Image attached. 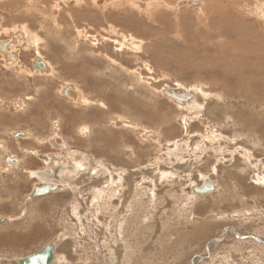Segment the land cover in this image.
<instances>
[{
    "label": "rangeland",
    "instance_id": "374dc122",
    "mask_svg": "<svg viewBox=\"0 0 264 264\" xmlns=\"http://www.w3.org/2000/svg\"><path fill=\"white\" fill-rule=\"evenodd\" d=\"M21 1L17 5H13V1L0 0V41L5 39V30L14 29V27L25 28L29 40L33 37L39 39L38 53L47 65H50V70L55 71V74L52 71L49 76H44L38 74L37 71L30 70L32 76L28 75L29 79L26 76L21 77L15 73L17 72L15 67L3 68L0 57V84L2 86L0 88H3L4 92L0 90L7 96L5 100L0 96V100L4 101L0 104L2 106L0 114L3 112L5 116L0 121L3 123L0 125V135L5 136L3 139L7 141V144L9 142L12 144V146H6L7 150L0 147V151L3 150L0 153V219L4 220L0 224V264H16L17 258L35 253L53 240L59 241L55 248L57 257L55 264H264V87L258 88L257 83L246 80L242 71L246 65L245 59L240 60L242 66H237L239 70L234 66L230 68L228 74L225 73L226 65L222 63L217 65L214 70L199 68V71H196V68H193L200 59L215 52H218V57L224 61H234V56L236 58L238 53L233 52V55L229 50L220 47L230 45L225 39L220 40L222 35L219 36V39L217 37L218 45L215 44L214 36L206 37L210 49L208 55H200L198 52L199 40L194 42L184 41L182 38L179 40L181 34L176 31L175 22L183 14L181 19L184 18L189 30L195 20L191 14L195 15L200 7L198 9L177 5L175 7L172 2L168 5L169 2L166 0H162V3L156 5L158 10L166 13L167 18L172 19V25L171 29L168 28L170 31L164 29L165 35L161 33L163 38L159 37L161 39L157 42L158 45L155 49L149 48L150 45L147 43L149 40L145 39L139 30H133L136 25L132 23V26L128 23L120 24L122 14L118 9L110 15V17L117 16L116 20L104 22L99 16L93 22L88 18L81 22L77 21L76 28L79 25L77 28L79 32L86 29L84 35L86 33L89 36L88 41L94 42L95 45L92 47L90 44L80 43L81 45L76 46H82V48L92 50L99 55L103 52L101 56L110 53L113 55V59L121 65L122 68L113 67L114 69L118 68L119 75L116 76L115 71H111L115 76V80L112 82L109 81V74L104 69L108 64L107 61L100 59L101 63H95L87 60L89 58L86 53L81 54V57L85 56L84 58L68 60L70 56L66 46L74 49L71 36L79 38L74 41L83 42L84 40L81 39V35H83L81 32L80 37H75V30L72 29L74 25L67 20L65 15L61 16L69 27L61 22L62 33L54 30V35H46L38 27V24L43 21L40 20L41 17L38 13H48L43 5H48L49 9L55 12L63 7V10L69 9V6L75 7L74 3L68 7L66 5L59 7L54 0H40L39 9H33L37 14L32 12L30 16L26 17L23 12L21 15L15 11H21L22 9L19 7L27 4L29 0ZM87 1L91 3L92 8L88 10L97 14L100 10L93 5L95 0ZM77 8L79 7H75V9ZM241 9L242 13L248 10L247 8ZM119 10L123 11V16L126 18L144 19L145 17V23L150 28L149 22L146 21L145 7L131 9L124 6ZM253 10H255L253 11L255 12L253 14L255 22H258L261 17L256 14L254 7ZM24 16L25 19L22 18ZM187 17H190L189 21L186 20ZM169 18L168 21L163 20V25L166 28L169 26L167 23ZM114 21H117L116 24ZM107 22L120 31L115 34L111 32V37L116 36L113 38L118 42L123 41L124 38L126 40L131 38L132 41L135 39L133 41V43L136 41L135 44L131 45L134 47L138 45L136 46L137 51L136 49L128 51L125 40L122 44H117L118 46L113 42L107 43L104 50L100 38H105L104 34L110 35V33L102 31L107 28L105 26ZM196 25L198 26V24ZM161 27L163 26L161 25ZM204 27L201 26L200 32L206 34L208 30ZM94 29L97 32H94ZM208 29H210L209 26ZM262 29L264 30V28ZM174 32L178 35H175ZM167 33L171 36L169 37ZM175 36L178 39H175ZM60 37L64 39H60ZM67 37H69L68 45H65ZM154 39L151 40V43L156 42ZM63 40H65V44H63ZM132 41L130 42L132 43ZM42 45L43 47H41ZM46 45L48 46L46 47ZM124 48L127 51H124ZM44 50L53 53H51L52 61L54 58L58 62L60 60L62 64H67L66 67L79 65V62H83L81 60H87V63L99 67L102 77L97 78L106 83L111 82V90H113L109 93L111 95L107 96L108 94H104L100 88L94 90L87 83L83 87L74 83L72 80L74 74L71 71L66 74L61 71L58 74L60 66L57 64L55 67L56 64L46 60ZM112 50H115V54ZM220 50H224V52L221 53ZM77 52L81 53V50ZM151 53L154 54L153 57ZM23 54H27V59H24ZM23 54V62L26 64H29L33 57H37L35 56L37 52L36 54L23 52ZM181 59L185 63L182 64ZM207 59L203 61L206 64H208ZM176 61L181 64V67L175 65ZM145 67L150 68L151 72L145 71ZM238 73L242 74L244 80L249 84L245 81L243 84L237 77H232ZM9 75L14 79H8ZM91 75L89 74V76ZM41 76L47 78L43 83ZM137 77H141V81L133 83ZM199 77L200 79H198ZM6 81L12 82L10 88L5 85ZM13 83L16 84V87H13ZM47 83L51 86L47 87L53 98L59 103H63L66 110L61 107L59 110L57 107L52 108L54 112L41 109L43 98L38 87L47 85ZM119 83L124 84V87L122 88ZM67 84H72L82 91L87 97L88 103L104 98L106 105L111 108L112 119H108L102 111L100 113V110H97L95 106L87 107L85 104L80 105L79 109L76 105L65 101L59 90ZM134 84L139 87H134ZM154 86L156 87L154 88ZM165 87L194 90L200 88L202 92L203 90L207 91V95H214L206 99L208 101L206 106L201 103L205 100L204 97L195 96L192 102L187 103V106L180 107L160 92ZM216 93L219 94L218 98H215ZM106 97L107 99H105ZM25 98L27 99L25 111L21 113L18 110L10 109L12 101L19 99L25 101ZM29 98L35 99L28 101ZM60 106L62 105L60 104ZM153 108H156L155 112L152 110ZM56 113H60L61 119L63 117L64 120L60 122L59 118L55 116ZM26 114L34 115L36 118L33 121L37 122H33L32 119L27 122L25 119L17 126L8 125V122L12 120L11 117L16 116L17 118L20 115L24 119ZM102 114H104L103 122L101 120L100 124L94 122L95 127L92 129L91 138L84 135L85 131L77 132V128L83 122L90 125L89 122L92 119H100L96 115L102 116ZM76 118H79L80 121L72 123V119ZM51 125L58 128V132L52 137L55 136L57 139L68 142L78 151L74 155L86 154L88 158H92L90 162L93 165L99 164L106 168L105 164L108 163L114 166L120 174L121 171L126 173L122 174L121 179H116L115 186L108 182L104 183L108 188L103 190V180H101L102 183L96 182L108 178L107 173L109 172L90 175L80 171L77 176H67L66 187L64 186L65 188L63 187L61 191H52L53 193H48L41 198H35L37 195H32L30 192L37 181L31 172H38L41 169V161L30 152L33 150L32 148L22 149L29 141L17 143V138L12 139L9 134L11 131L22 129L30 130L33 133L39 131L40 135L46 136L42 139L47 140L51 133ZM43 129L45 131L41 132ZM136 129L154 133V138L149 137L146 140L143 134L134 132ZM29 133L28 136H30ZM49 139L51 138L48 137ZM48 140L45 143L52 146ZM36 141L38 144L41 142L39 136ZM89 141L93 146L95 145L93 148H89ZM231 141L233 143H230ZM29 144L36 146L33 143ZM47 146H44L41 152L39 150L32 152L36 155H44L47 153ZM244 148H248V153H242L241 149ZM101 149L103 153H101ZM170 152L174 155L171 156ZM7 156L18 157L20 161L12 166L13 164L4 161ZM79 156H76L75 159L80 160ZM99 159L101 160L97 163ZM93 161L97 162L93 163ZM27 162L30 167H27ZM88 164L90 163L87 162L86 166ZM202 177L213 181L214 186L216 184L217 186L206 194H196L194 189L196 186L202 185ZM223 189L227 191L225 192Z\"/></svg>",
    "mask_w": 264,
    "mask_h": 264
},
{
    "label": "bare ground",
    "instance_id": "6f19581e",
    "mask_svg": "<svg viewBox=\"0 0 264 264\" xmlns=\"http://www.w3.org/2000/svg\"><path fill=\"white\" fill-rule=\"evenodd\" d=\"M6 1H13V5H17L19 2H20V0H4V2H6ZM24 0H22L21 2H23ZM91 2H92V0H90ZM162 0H140V1H138V0H95V1H93V5L95 6V7H98V9L100 10L97 14H93L92 13V10H91V12H90V10H88V9H90L91 8V3H88V1L87 0H54V2L56 3V5H58L59 7H62V6H64V5H66L67 7H68V5H71V4H75V7H79V8H77V9H75V7L74 6H69L70 8L68 9H65V10H63V8H61V10H59V11H51L50 9H49V6L48 5H43L44 6V9H45V11H47L48 10V13H38V15H39V17H41V19L40 20H43L42 21V23H40V24H38L39 26V29L42 31V32H44L46 35H48V34H53L54 35V33H53V31L55 30L56 32H58V33H60L61 31H62V27L63 26H61L62 25V23L61 22H63V23H65L67 26H68V24L63 20V16H61V15H65L66 16V18H67V20H69L70 21V23L71 24H73L74 26H73V30H75V32H74V34H75V37H77V36H79L80 37V35H81V33H83V35H81V39L82 40H84L83 42H78V41H74V39H79L78 37L77 38H73L72 36H71V41L74 43L73 44V48L75 49V50H77V51H80L81 50V53H79V52H77V51H75L74 49H70V47L69 46H66V48H67V50H69V56H70V58L68 59L69 61L70 60H77V59H80V58H84V57H81V54H85L86 53V55H87V57L89 58V59H87V60H90V61H94L95 63H101V60L100 59H103V60H105V61H107L106 63H108L107 64V66H106V68H104L105 69V71H106V73H108L109 74V81H114L115 79H114V77L115 76H113V74L111 73V71H115L114 73H115V75L116 76H118L119 74H118V68H122L121 67V65L119 64V62H117V61H115L113 58V55L112 54H110V53H108V55H105L104 54V56H101L102 54H103V52H102V54L101 55H99V54H96V52H93L92 50H88V49H84V48H82V46H76V45H81L82 43L83 44H85V45H88V44H90L92 47H93V45H95V43L94 42H89L88 40H89V36L85 33V35H84V32L86 31V29H85V31H83V32H79V29H77L78 27H79V25H78V27L76 28V22L77 21H84V19L85 18H88V20H90V21H96L97 20V18L100 16L101 17V19L104 21V22H106V20L108 21V20H111L112 21V19L113 20H116V17L115 16H112V17H110V15L111 14H113L114 13V11L115 10H117L118 9V11L120 12V14H122V17H121V19H120V24H123V25H125V23H128L129 25H131V23L133 24V25H136V27H135V29H133V30H139L141 33H142V36L145 38V39H147V40H149V42H147L149 45V48H152V49H155V47H157V45H158V43L157 42H159V39H161V38H159V37H162V35H161V33L163 34L164 33V29H165V31L166 30H169V29H171V25H172V19L171 18H169V22H167V23H169V26H167V28L166 27H164V21H168V18H167V16H166V13L164 12V11H162V10H158V8H157V6H158V4L159 3H162L161 2ZM166 1H168L169 2V4L168 5H170V3L172 2L173 3V5L175 4V7H176V5L177 6H183V7H187V8H192V7H194V8H192V9H198L199 7H200V10L199 11H197V12H195V15L194 14H191V15H193L194 17H195V20L193 21V24H191V20H190V29L188 30V24L186 23V21H184L183 19H181L182 17H183V14H181L180 15V19L177 21V19H176V21L177 22H175L176 23V31L178 32V33H180L181 34V36H179V40H180V38H182V40H191L192 42H194V41H197V40H199V42H200V48H199V50H198V52L200 53V55H208L209 53H208V50H210L209 49V42H208V40H207V38L206 37H208V36H214L215 38H216V41H215V44L216 45H218L219 44V41H217V37H218V39H219V36H221L222 35V37H220V40L221 39H225L226 41H228L229 43H230V45L229 46H220V47H222V49H226V50H229L233 55H234V53L233 52H238L237 53V56H236V58H235V56H234V61H232V60H230V61H224V60H220V58L218 57L219 56V53L218 52H215V53H213V54H211V55H208V57L209 56H211V58H208V57H204V58H202V59H200L198 62H196V65L193 67V68H196V71H199V68L200 69H202V70H214V69H216L217 68V65H220V63H222V64H225L226 65V69H225V73L226 74H228L229 72V70H230V68H232V67H234V66H236V68L239 70V68L237 67L238 65L239 66H242V63L240 62V60L241 59H245V63H246V65H245V68L242 70L243 72H244V74H245V78H246V80H248V81H250L251 83H253V82H255V83H257V85H258V88H260V86H262V87H264V30L262 29V28H264V5H263V3H264V0H178L176 3H175V1L176 0H166ZM191 1H194V2H196L197 3V5L196 6H190V2ZM105 4V5H104ZM104 5V6H103ZM157 5V6H156ZM102 6V7H101ZM124 6H127V7H130L131 9H133V8H135V9H137V8H139V7H145L146 8V11H145V13L147 14V20L146 21H148L149 22V24H150V28L146 25V23H145V17H144V19L142 18V19H139V17L138 18H126V16H123V11H121V10H119V9H121V8H123ZM10 7V6H9ZM39 7H40V0H29L28 1V3L27 4H23L22 6H20L19 7V9H22L20 12L18 11V10H15V11H17L19 14H21L22 15V13L21 12H23L24 13V15L26 16V17H28V16H30V14L32 13V12H35V11H33V9H39ZM72 7H74V8H72ZM137 7V8H136ZM168 7V6H167ZM253 7H254V9H256V14L257 15H259L261 18L258 20V22H255V16L253 15V14H255V12H253V11H255V10H253ZM169 8V7H168ZM186 8V9H187ZM241 8H247L248 10L246 11V12H244V13H242V9ZM30 9H32V10H30ZM92 9V8H91ZM241 9V10H240ZM13 10H14V8H13ZM166 10V9H165ZM169 10H171V9H169ZM168 10V11H169ZM173 11V10H172ZM12 12V11H11ZM59 13L60 12V14H57V13ZM36 14H37V12H35ZM139 13V12H138ZM144 13V12H143ZM170 13V12H169ZM191 13H193V12H191ZM249 13V14H248ZM57 14V15H56ZM118 14V13H117ZM145 14V15H146ZM187 14V13H186ZM189 14V13H188ZM187 14V15H188ZM44 15V16H43ZM139 15V14H138ZM141 15H142V13H141ZM172 15V14H171ZM190 15V14H189ZM13 16V15H12ZM25 16L24 17H22L23 19H25ZM173 16H174V14H173ZM172 16V17H173ZM19 17V16H18ZM171 17V16H170ZM31 18V17H30ZM37 18V17H36ZM57 18V19H56ZM62 18V19H61ZM190 18V17H189ZM189 18L187 17L186 18V20L187 21H189ZM165 19V20H164ZM87 20V19H86ZM87 20V21H88ZM164 20V21H163ZM33 22V21H32ZM115 22V21H114ZM117 22V21H116ZM116 22H115V24H116ZM39 23V22H38ZM60 23H61V25H60ZM87 23V22H86ZM103 23V22H102ZM110 23V22H109ZM119 23V22H118ZM70 24V25H71ZM165 24H166V22H165ZM174 24V23H173ZM196 24H198V26L196 25ZM208 24V26L210 27V29H208V26H205V25H207ZM19 25V24H18ZM127 25V24H126ZM152 25H154V27H152ZM161 25L163 26V27H161ZM167 25V24H166ZM193 25H196V26H194L193 27ZM82 26V25H81ZM93 26V25H92ZM107 28V30L106 29H103L102 31L103 32H105V33H110V37L108 36V34L106 35V34H104L105 35V38L107 39H105L104 37H102V38H100L101 39V41H102V46H103V48H104V50H105V45H107V43H116V46H118L120 43L122 44V42L125 40V45L126 46H128V48H127V50L129 51V49H136V46H138V45H136L135 47L134 46H132L133 44H135V42L133 43V41L135 40H133L132 41V39L131 38H129V40L130 41H132V43L127 39H125L124 38V40L123 41H121V42H118L115 38H113V37H116V36H113V37H111V32H114V34H115V32H117V31H119V30H117L115 27H113L112 26V24L110 25V24H108V22L106 23V25H105ZM132 26V25H131ZM201 26H205L204 28L205 29H207L208 30V32L206 33V34H204V33H202V32H200V29H201ZM18 27V26H17ZM69 27V26H68ZM83 27V26H82ZM88 27V26H87ZM102 27V26H101ZM13 28V27H12ZM81 28V27H80ZM124 28H126V27H124ZM169 28V29H168ZM175 28V27H174ZM92 29V28H91ZM91 29H89V30H91ZM173 29V28H172ZM77 30V31H76ZM81 30V29H80ZM95 30V29H94ZM188 30V31H187ZM25 31H27L25 28H21V27H18V28H15L14 27V29H8V30H5V36H6V40H9L11 37H9V36H11V34H13V33H15V32H19V33H21V37H19V39H15V43L14 44H12V45H10L9 46V48H13V47H19V48H22V45L23 44H26V45H28V46H30V48H29V50H27V51H25V52H28V51H31V52H33V53H35L36 54V52H37V54L35 55V56H37L36 58H39L40 57V55H38V45H39V39L38 38H32L31 40H30V42L28 43L27 42V40H28V34L25 32ZM93 31V30H92ZM170 31V30H169ZM173 31V30H172ZM171 31V32H172ZM33 32H36V31H33ZM72 32V31H71ZM94 32H97L96 30L94 31ZM120 32V31H119ZM168 32V31H167ZM171 32H170V34H171ZM62 33V32H61ZM73 33V32H72ZM128 33V32H127ZM126 33V34H127ZM136 33V32H135ZM93 34V33H92ZM117 34V33H116ZM168 34V33H167ZM166 34V35H167ZM174 34H175V32H174ZM177 34V33H176ZM175 34V35H176ZM61 35V34H60ZM90 35V34H89ZM97 35V34H96ZM129 35V34H128ZM131 35V34H130ZM164 35H165V33H164ZM178 35V34H177ZM117 36H118V34H117ZM132 36V35H131ZM168 36H169V34H168ZM171 36V35H170ZM169 36V37H170ZM108 37H109V39H108ZM172 37H174V36H172ZM176 38L175 39H178L177 38V36H175ZM224 37V38H223ZM29 38H31V36L29 35ZM69 37H67V38H65L66 39V42H65V40H63V44H65V45H68V42H67V39H68ZM93 38V37H92ZM117 38H119V37H117ZM155 38V39H154ZM163 38V37H162ZM60 39H64V38H62V37H60ZM116 41H115V40ZM139 39V38H138ZM156 40V42L155 43H151V40ZM158 39V40H157ZM5 40V41H6ZM55 40V39H54ZM81 40V41H82ZM92 40V39H91ZM93 40H95V39H93ZM146 40V41H147ZM4 41V40H3ZM61 42L60 43H62V40H60ZM99 41V40H98ZM126 41H128V42H126ZM2 41H0V43H1ZM65 42V43H64ZM69 42H70V40H69ZM71 42V43H72ZM170 42V41H169ZM81 43V44H80ZM144 43V42H143ZM223 43H226V42H224L223 41ZM98 44V43H97ZM118 44V45H117ZM132 44V45H131ZM136 44H140V43H136ZM220 44H221V41H220ZM113 45H115V44H113ZM228 45V44H227ZM48 45H46V47H47ZM173 46V45H172ZM41 47H43V45L41 46ZM45 47V48H46ZM81 47V48H80ZM170 47V46H169ZM40 48V47H39ZM54 48V47H53ZM102 48V49H103ZM107 48V47H106ZM114 48V47H113ZM98 49H100L99 47H98ZM116 49V48H115ZM120 49V48H119ZM94 50V49H93ZM108 50V49H107ZM117 50H118V48H117ZM125 48H124V51H127ZM139 50V49H138ZM10 51H13V49H10ZM56 51V50H55ZM54 51V52H55ZM103 51V50H102ZM113 51V50H112ZM115 51V50H114ZM113 51V53L115 54V52ZM136 51H137V49H136ZM153 51V50H152ZM14 52L15 53H17V50H14L12 53H8V54H6V57L7 58H10V57H13V56H15V54H14ZM40 52V51H39ZM45 52H46V54H45ZM58 52V51H57ZM56 52V53H57ZM101 52V51H100ZM111 52V51H110ZM131 52V51H130ZM220 52L221 53H223L224 52V50H220ZM52 53V52H51ZM50 52H47L46 50H44V57L46 58V60H48V61H51L54 65H55V67L57 66V64L60 66V70L58 71V68H56V70L59 72L58 74H60L61 73V71H64L65 72V74H66V72H70L71 71V73H73L74 74V76L72 77L73 79V82L75 83H78V84H80L81 85V87H83L84 86V84H88V85H90L91 86V88L92 89H94V90H98V89H96V88H100L101 89V91L104 93V94H108L107 96H110L111 94H109V93H111V91H113V90H111V88H112V85H111V82H103V81H101V80H99L97 77H99V78H101L102 77V71H100V69H99V67H95L94 65H91V64H89V63H87L86 61H84V60H81V61H83V62H79L78 64L79 65H75V66H67L66 67V65H64V64H62V62L59 60V62L54 58L53 59V61H52V54H51ZM99 53V52H98ZM119 53V52H118ZM133 53V52H132ZM156 53H157V51H156ZM64 55V54H63ZM153 55L154 54H152L151 53V56L153 57ZM42 56H43V54H42ZM54 56H56V55H54ZM157 56V55H156ZM0 57H1V59H3V68H12V67H16V68H18L20 71H21V73L23 72L22 70L24 69V68H22V66H20V68L18 67V64H16L15 62L13 63H6V58L4 57V55H2L1 53H0ZM23 57H24V59H27V54H23ZM151 57V58H152ZM181 57V56H180ZM186 57V56H185ZM185 57H183L184 59H185ZM150 58V60H152ZM177 58V57H176ZM208 58V59H207ZM43 58L42 57H40L39 58V60H42ZM149 59V58H148ZM207 59V63L208 64H206L205 62H203V61H205ZM182 60V59H181ZM142 61V60H141ZM149 61V60H148ZM188 61V60H187ZM197 61V60H196ZM42 62H44L43 60H42ZM183 62H184V60H182V64H183ZM189 62V61H188ZM45 63V62H44ZM157 63V62H156ZM169 63V62H168ZM185 63V62H184ZM190 63V62H189ZM192 64L194 63V62H191ZM46 65H47V63H45ZM71 64V63H70ZM73 64V63H72ZM104 64V63H103ZM118 64V65H117ZM162 64V63H161ZM175 65L176 66H180L181 67V64H179L177 61L175 62ZM48 66V65H47ZM118 67V68H116V69H114L113 67ZM167 66V65H166ZM187 66V65H186ZM2 67V66H1ZM69 67V68H68ZM47 68H49V71H47V72H42V71H38L40 74H45V75H48L50 72H51V70H50V67H47ZM54 68V67H53ZM131 68V67H130ZM146 68V70L145 71H147V72H151V70L149 71V69L150 68H148V67H145ZM188 68V67H187ZM190 69V68H189ZM124 70V69H123ZM123 70H121V71H123ZM26 71L28 72V70L26 69ZM37 71V70H36ZM53 71V70H52ZM57 71H56V73H57ZM55 71H53V73H54ZM68 72V73H69ZM124 73H126L125 71H123ZM129 72V71H128ZM146 72V73H147ZM16 74H18V75H20L21 77H23L25 74L24 73H22V74H20L18 71L17 72H15ZM132 73H134V72H132ZM136 73V72H135ZM55 74V73H54ZM89 74H92L91 76H89ZM112 74V75H111ZM128 74V73H127ZM138 74V73H137ZM159 75V74H158ZM58 76V75H57ZM69 76V75H68ZM179 76H181V75H179ZM15 77V76H14ZM153 77V76H152ZM232 77H237L238 78V80H240L243 84H244V81L246 82V80H244V77L242 76V74H240L239 75V73L238 74H236V75H233ZM6 78V77H5ZM41 78H43L42 79V83H43V81H45L47 78L46 77H42L41 76ZM56 78V77H55ZM66 78V77H65ZM138 78L139 77H137L136 79H134L133 80V83H136V82H139V81H141V77L139 78V80H138ZM147 79V78H146ZM198 79H200V77L198 78ZM52 80V79H51ZM65 80V79H64ZM67 80V79H66ZM157 81V80H156ZM212 81V80H211ZM7 82V81H6ZM63 82V81H62ZM67 82V81H66ZM215 82V81H214ZM118 83V82H117ZM150 83V82H149ZM211 83H213V82H211ZM240 83V82H239ZM246 83H248V82H246ZM4 83H2V85H3ZM120 85H121V87L123 88L124 87V84H121V83H119ZM236 84V83H235ZM249 84V83H248ZM5 85H7V87L8 88H10V86L12 85V82L11 83H8L7 82V84H5ZM27 85V84H26ZM142 85H144V84H142ZM0 86H1V84H0ZM4 86V85H3ZM22 86V85H21ZM51 87V86H49L48 85V83H47V85L46 84H44L42 87H38V89L41 91V93H42V98H43V103H42V106H41V109L42 110H44V111H47V110H49V111H53L54 112V110H52V108H56L57 107V109L59 110V108L61 107L63 110H66V108L63 106V103H59L58 102V100L56 101L54 98H53V95H51V93L49 92V90H48V87ZM108 86V87H107ZM126 86V85H125ZM133 86V85H132ZM136 86H138L139 87V85H137V84H134V87H136ZM235 86H237V85H235ZM241 86V85H240ZM248 86V85H247ZM256 86V85H255ZM2 87V86H1ZM6 87V86H5ZM13 87H16V84H14L13 83ZM37 87V86H36ZM85 87H87V86H85ZM127 87V86H126ZM150 87V86H149ZM156 86H154V88H155ZM167 87V86H166ZM203 87V86H202ZM211 87H212V85H211ZM22 88V87H21ZM109 88V89H108ZM177 89H180V87H176ZM1 89V88H0ZM3 89V88H2ZM1 89V90H2ZM67 89H72V90H74V91H76L77 92V90L74 88V87H72V86H68L67 87ZM114 89V88H113ZM207 89V88H206ZM235 89V88H234ZM242 89H243V87H242ZM241 89V90H242ZM0 90V96L5 100L6 98L5 97H7L6 96V93L4 94L2 91ZM6 90H7V88H6ZM19 90H20V88H19ZM23 90V89H22ZM56 90V89H55ZM58 90V89H57ZM63 90V89H62ZM61 90V91H62ZM93 90V91H94ZM184 92H185V94L186 95H190V94H192V96H193V98L191 97V98H188L187 100H185L184 101V103H182V105H179L180 107H185V106H187V103L188 102H192L193 100H194V98H195V96H199V97H204L205 98V100L204 101H202L201 103L204 105V106H206V103L208 102L206 99H208L210 96H212V95H214V94H209V95H207V91H205V90H203V92L201 91V89L199 88V89H197V90H194V89H191V88H185V89H182ZM194 90V91H193ZM239 90V89H238ZM237 90V91H238ZM14 91V90H13ZM53 91V90H52ZM74 91H70L69 92V97L72 99V100H74L75 101V98L77 97V96H75V92ZM89 91H91V90H89ZM257 91V90H256ZM264 91V90H263ZM79 92L82 94V97H83V100L84 101H87L86 100V96L82 93V91H80L79 90ZM156 92V91H155ZM160 92L162 93V90H160ZM11 93V92H10ZM54 93H55V91H54ZM246 93V92H245ZM247 93H248V91H247ZM163 94V93H162ZM221 94V93H220ZM9 95V94H8ZM30 95V94H29ZM55 96H57V94H54ZM77 95H78V99H80V94L79 93H77ZM218 95L219 94H217L216 93V97L215 98H218ZM19 96V95H18ZM25 96V95H24ZM125 96H126V93H125ZM247 96V95H246ZM63 97V96H62ZM249 97V96H248ZM27 98H28V95H27ZM112 98V97H111ZM129 98V97H128ZM9 99V98H8ZM12 99V98H11ZM35 99V98H34ZM33 98H29V100L28 101H33L34 100ZM105 99H107V97L105 98ZM20 101H22V103H23V106H24V109H23V111H25V109H26V102H27V99L25 98V101L23 100V99H19ZM114 100H116V99H114ZM175 104H177L176 103V101H174L173 99H171ZM252 100H254V99H252ZM259 100V99H258ZM3 101V100H2ZM88 102V101H87ZM127 102V101H126ZM3 103H4V101H3ZM20 103V102H19ZM157 103V102H156ZM254 103V102H253ZM21 104V103H20ZM19 104V105H20ZM31 104V103H30ZM60 104L62 105V106H60ZM152 104V103H151ZM258 104V103H257ZM40 105V104H39ZM73 105L75 106L76 105V107H79L80 105H78V104H76L75 102L73 103ZM178 105V104H177ZM260 105V104H259ZM73 106V107H74ZM86 106L87 107H91V106H95V108L97 109V110H100V113H101V111L106 115V117L108 118V119H110L112 116L111 115H113V114H111L110 112H111V108L110 107H108L107 105H106V103H105V101H104V98H102V99H97V100H93L92 101V103L91 102H89V103H87L86 104ZM86 106H84L85 108H86ZM35 107V106H34ZM81 107V106H80ZM80 107H79V109H80ZM72 108V107H71ZM221 108V107H220ZM262 108V107H261ZM1 109V108H0ZM37 109V108H36ZM56 110V109H55ZM152 110H154V112H155V110H156V108H153ZM263 110H264V108H263ZM262 110V111H263ZM80 112V111H79ZM261 112V111H260ZM22 113V112H21ZM32 113V112H31ZM35 113V112H34ZM74 113H76V112H74ZM81 113V112H80ZM233 113V112H232ZM242 113V112H241ZM33 114V113H32ZM78 114V113H77ZM104 114H102V116L101 115H96V116H98L100 119L99 120H94V119H92V121L91 122H89L90 123V125H87V124H85V122H83L85 125H82L81 124V126H79L78 128H77V131H79V129H81V127H83L82 128V130H84L85 131V136L87 135L88 137L87 138H91V133L93 134V132H92V129L95 127V124H94V122H97V123H101V121L103 122V115ZM108 114V115H107ZM111 114V115H110ZM17 115V114H16ZM28 115V114H27ZM80 116H81V114H79ZM86 115V114H85ZM94 115V114H93ZM153 115V114H152ZM250 115V114H249ZM262 115V114H261ZM55 116H57L58 118H59V121L61 122V120H64L63 119V117H62V119H61V116H60V113H56L55 114ZM69 116H71V115H69ZM95 116V115H94ZM247 116H248V114H247ZM28 117L29 116H26V118H24V119H22V117H20V115H18V117L16 118V116L15 117H11V121H7L8 122V125L9 126H12V125H15V126H17L20 122H22V121H24L25 119H28ZM56 117V118H57ZM83 117H84V115H83ZM82 117V118H83ZM90 117H91V115H90ZM264 117V116H263ZM2 118H4V114H3V112H2V114H0V121H2ZM29 118H31V116L29 117ZM36 118V117H35ZM79 118H81V117H79ZM79 118H76V119H72V123H75V121H77V123L80 121L79 120ZM93 118V117H92ZM234 118H235V116H234ZM248 118H249V116H248ZM13 119H16V120H13ZM20 119H22V120H20ZM33 119L34 118H32V121H33ZM97 119V118H96ZM112 119V118H111ZM238 119V118H237ZM260 119H261V117H260ZM264 119V118H263ZM35 120H38V119H35ZM58 120V119H57ZM101 120V121H100ZM107 120V119H106ZM114 120V119H113ZM242 120V119H241ZM58 121V122H59ZM108 121V120H107ZM120 121V120H119ZM18 122V123H17ZM33 122H37V121H33ZM57 122V121H56ZM129 122V121H128ZM27 123V122H26ZM99 123V124H100ZM114 123V122H113ZM119 123V122H118ZM24 124V123H23ZM122 124V123H121ZM203 124V123H202ZM201 124V125H202ZM0 125H3V123H0ZM107 125V124H106ZM114 125V124H113ZM24 126V125H23ZM26 126V125H25ZM77 126V125H76ZM96 126H97V124H96ZM117 127H118V125H116ZM171 126V125H170ZM21 127V126H20ZM52 127H53V125H52ZM27 128V127H26ZM118 128H120V127H118ZM116 129V128H115ZM89 130V131H88ZM159 130V129H158ZM58 132V130L56 129H53L52 128V130H51V133L49 134L50 136H48V137H52V135L53 134H55V133H57ZM134 132H137V133H139V134H143L144 135V137H145V139H148L149 137H153V134L154 133H151V132H144V130H142V129H136V130H134ZM155 132V131H154ZM157 132V131H156ZM162 132V131H161ZM87 133V134H86ZM30 134V136H28V139H30V140H32V142H36V143H38L37 141H36V138H38V134L37 133H33V132H30L29 133ZM97 134V133H96ZM95 134V135H96ZM164 134V133H163ZM32 135H34L33 137H32ZM155 135V134H154ZM157 135V134H156ZM60 136V135H59ZM99 136V135H98ZM161 136V135H160ZM86 138V139H87ZM154 138V137H153ZM162 138V137H161ZM167 138V137H166ZM85 140V139H84ZM28 141V140H27ZM45 141H47V140H44V142ZM60 141V140H59ZM234 141V140H233ZM233 141H231L230 143H233ZM44 142H42V143H44ZM3 143V144H2ZM18 143V142H17ZM56 143H58V142H56ZM10 145V144H9ZM63 145H65L66 146V150H68V149H71V146L68 144V142H63ZM97 145V144H96ZM123 145V144H122ZM7 143H5L4 141H2L1 140V142H0V147H3L4 148V150L6 149L7 150ZM11 146V145H10ZM19 146V145H18ZM22 146V145H21ZM95 146V145H94ZM92 144H91V142L89 141V148H93L94 147ZM113 146V145H112ZM174 146V145H173ZM243 146V145H242ZM33 147L34 146H32L31 144H29V143H27V144H25V146L22 148V149H29V148H32L33 149ZM2 148V149H3ZM1 149V148H0ZM18 149V148H17ZM10 150V149H9ZM13 150V149H12ZM102 150V149H101ZM101 150H99V152H101ZM171 150V149H170ZM169 150V151H170ZM14 151V150H13ZM18 151H20V150H18ZM241 151H243L242 153H248V148L246 149V148H244L243 150L241 149ZM2 152H3V150H2ZM1 151H0V153H2ZM4 152H6V151H4ZM78 152V151H77ZM7 153H8V151H7ZM74 153H76V151L74 152ZM101 153H103V150H102V152ZM169 153V152H168ZM171 153V152H170ZM93 154V153H92ZM172 154V153H171ZM174 154H172L171 156H173ZM244 156V155H243ZM60 157V156H59ZM54 158V157H53ZM55 159V158H54ZM87 159V158H86ZM29 160V159H28ZM92 160V158L90 157V158H88V162L90 163V164H88L87 166H86V164L85 163H82V162H80V161H78L77 160V162H75V168H74V171H73V173H72V176H77V175H79V172L80 171H82V173H84V174H93V175H100V173H107V172H109V173H107V177L108 178H106V179H100L98 182H96V183H99V182H101V180H103V190H105L104 188H108V186L106 185V184H104V183H111V184H114V186L116 185L115 184V182H116V179L118 178V179H121L122 177H123V175L126 173V172H122L121 171V174L119 173V172H117V169L114 167V166H111V165H109L108 163H106L105 165H106V168L105 167H102V166H100L99 164H97V165H93L92 164V162H90ZM100 160L101 159H99L98 160V162L97 161H93V163H95V162H97V163H99L100 162ZM103 160V159H102ZM113 160V159H112ZM115 160V159H114ZM56 161V160H55ZM67 161V160H66ZM130 161V160H129ZM58 162V161H57ZM24 164V163H23ZM61 164V163H60ZM29 165V163H27V166ZM10 166V165H9ZM12 166H14V165H12ZM18 166V165H17ZM12 168V167H11ZM180 168V167H179ZM137 169V168H136ZM4 170V169H3ZM49 170H50V168H49ZM120 170V169H119ZM133 170V169H132ZM131 170V171H132ZM143 170V169H142ZM107 171V172H106ZM132 173V172H131ZM114 174V175H113ZM123 174V175H122ZM58 175V174H57ZM61 175H63V174H61ZM190 175V174H189ZM188 175V176H189ZM61 177V176H60ZM63 177H64V175H63ZM101 177H103V176H101ZM49 178V177H48ZM51 178V177H50ZM62 178V177H61ZM61 178H60V180H61ZM67 177H64V178H62V181L63 182H61L60 184V190L59 191H61L62 190V188L65 186V184H66V181H67V179H66ZM91 178V177H90ZM96 178V177H95ZM148 178V177H147ZM213 178V177H212ZM59 179V178H58ZM202 179V185H200L199 187H197L196 185V188H199L198 190H200V189H202L203 187H204V185L205 184H209V182H211L212 183V190H214L215 188H216V186H217V184H216V186H214V182L213 181H210V180H208V179H206L205 177H202L201 178ZM53 180V179H52ZM70 180V179H69ZM72 180H74V179H72ZM148 180V179H147ZM40 181V180H39ZM56 181V180H55ZM81 181V180H80ZM60 182V181H59ZM222 182H223V180H222ZM69 183V182H68ZM72 183V182H71ZM102 183V182H101ZM70 184V183H69ZM117 184H118V182H117ZM51 185V184H50ZM102 185V184H101ZM130 185V184H129ZM128 185V186H129ZM56 186H58V185H56ZM69 186V185H68ZM97 186V185H96ZM111 187H112V185H110ZM66 187V186H65ZM64 187V188H65ZM98 187V186H97ZM100 187H102V186H100ZM118 187V186H117ZM230 187H232V186H230ZM115 188V187H114ZM59 189V188H58ZM68 189V188H67ZM73 189V188H72ZM94 189H96L95 187H94ZM93 189V190H94ZM69 190V189H68ZM211 190V191H212ZM220 190H222V189H220ZM224 190V189H223ZM56 191V190H55ZM92 191V190H91ZM97 191V190H96ZM99 191V190H98ZM115 191V190H114ZM216 191V190H215ZM225 191V190H224ZM227 191V190H226ZM225 191V192H226ZM71 192H73V191H71ZM82 192V191H81ZM220 192V191H219ZM80 193V192H79ZM92 193V192H91ZM100 194H102L101 192H99ZM95 194V193H94ZM112 194V193H111ZM223 191H222V196H223ZM81 195V194H80ZM127 195H128V193H127ZM130 195V194H129ZM71 196V195H70ZM96 196V195H95ZM98 196V195H97ZM134 197V196H133ZM96 198V197H95ZM128 198V197H127ZM98 199H99V197H98ZM101 199V198H100ZM129 199V198H128ZM127 199V200H128ZM126 200V201H127ZM130 200H131V195H130ZM135 200V199H134ZM127 203V202H126ZM107 204V203H106ZM110 206V205H109ZM136 208V207H135ZM113 209V208H112ZM251 209V208H250ZM116 210V209H115ZM130 210V209H129ZM131 210H132V208H131ZM117 213H119V212H117ZM236 213V212H235ZM116 214V213H115ZM120 214V213H119ZM118 217V216H117ZM128 225V224H127ZM128 227V226H127ZM125 229H127V228H125ZM225 234V233H224ZM225 236V235H224ZM254 236V235H253ZM252 238V237H251ZM263 240V239H262ZM54 241V240H53ZM56 242H59V241H57V240H55ZM54 241V242H55ZM252 241V240H251ZM255 243V242H254ZM257 243V242H256ZM257 245V244H256ZM255 245V246H256ZM56 246H57V244H56ZM258 248V247H257ZM259 250V249H258ZM255 251H257V250H255ZM255 251H253V253H256ZM55 258H57L56 257V254H55ZM256 261V260H255ZM55 263H56V261H55Z\"/></svg>",
    "mask_w": 264,
    "mask_h": 264
},
{
    "label": "flooded vegetation",
    "instance_id": "af4514ba",
    "mask_svg": "<svg viewBox=\"0 0 264 264\" xmlns=\"http://www.w3.org/2000/svg\"><path fill=\"white\" fill-rule=\"evenodd\" d=\"M19 37H21V33H19V32H15V33H13V34H11V38L9 39V40H6V36H5V39H4V41L6 40V41H8V42H10V43H12V44H14L16 41H15V39H19ZM3 41V40H2ZM27 42L29 43L30 42V40L28 39L27 40ZM29 48H30V46H28V45H26V44H23L22 45V48H19V47H13V48H9V47H6V48H4V49H0L1 50V52H2V50L4 51V53H5V55L6 54H8V53H12L14 50H17V53H15L14 52V54H15V56H13V57H10V58H7L6 56H5V58H6V63H16V64H18V67L20 68V66H22V68H24L22 71V73H24L25 75L24 76H28V75H31V71L30 70H34V71H36L37 70V72L38 71H42V72H44V69H46L48 66L50 67V65H46L44 62H42V60H39V58H36V57H33L32 58V60L30 61V63L29 64H26V63H24L23 62V58H22V54H23V52H25V51H27V50H29ZM10 49H13V51H10ZM0 52V53H1ZM28 52H31V51H28ZM28 52H25V53H28ZM38 55H39V53H38ZM1 62H2V64H3V59H1ZM38 62L39 63H42V65L45 67H43L42 68V70H41V68H40V64L38 65ZM20 65V66H19ZM13 68V67H12ZM16 68V67H15ZM26 69L28 70V72L26 71ZM16 70L20 73V74H22L21 73V71L18 69V68H16ZM47 71H49V68H47V70H46V72ZM51 72H52V69H51ZM35 74V73H34ZM38 74H40L39 72H38ZM41 75H44V76H49L50 74H48V75H45V74H41ZM32 76V75H31ZM4 77H6V76H4ZM8 79H14L13 78V76H8L7 77ZM28 78V77H27ZM29 79V78H28ZM16 81H17V79H16ZM68 85H71L72 87H74L76 90H77V92L76 91H74V90H72V89H69V90H67L66 89V87H68ZM63 89V90H62ZM62 90V91H61ZM70 91H74L75 92V96H77L76 98H75V101L74 100H72L68 95H69V92ZM59 93L61 94V96H63V98H64V100L65 101H67V102H69V103H71V104H73L74 102L76 103V104H78V105H85V104H87L88 102L87 101H84L83 100V97H82V94L79 92V90L74 86V85H72V84H67V85H65V86H63L60 90H59ZM77 93H79L80 94V99H78V95H77ZM3 101L2 100H0V104L2 103ZM21 104H20V103ZM11 105H10V109L12 110H18V112H23V109H24V106H23V103H22V101H20V100H15V101H12L11 103H10ZM20 104V105H19ZM0 108H2V106H0ZM37 109H38V107H36ZM26 116H31V118H29L28 117V119H26V121L28 122V120H30V119H32V118H35V116L34 115H27L26 114ZM5 117V116H4ZM56 125H58V124H56ZM52 128L53 129H57L58 130V128H54V126L52 127V125L50 126V129L52 130ZM82 128L83 127H81V129H79V131H84V130H82ZM7 129V128H6ZM43 131H45V129H43V130H41V132H43ZM29 132H31L30 130H16V131H11L10 132V137L12 138V139H16V142H23V141H29V143H33V144H36V146H38V149H36V146H34L33 147V150L32 151H42L43 150V147L44 146H47L48 144H46L45 142H44V139H42L43 137H46V136H43V134L42 135H40L41 133L39 132V131H37V132H35V133H37L38 134V136H39V138H40V143L38 144V143H34V142H32V140H30V139H28V133ZM78 132V131H77ZM56 134V133H55ZM0 137H1V139L6 143L7 141H5L3 138H5V136L4 135H0ZM49 138H51V139H49L48 140V137H47V140L52 144V146H47L48 147V150H47V153L46 154H44V155H36V153H33L32 151H30L33 155H35L38 159H40V161H41V164H42V167H41V169L37 172V171H34V172H31V173H33V176H34V179L37 181V183H35L34 184V186H33V188L31 189V192H30V194L32 193V195L34 194V191L35 192H38V193H44L45 192V194H41V195H37V196H35V198H41L42 196H45V195H47L48 193H53L51 190H53L54 192H57V191H59V189H60V183L61 182H63L62 181V178H64V177H70V176H72V173H73V171H74V168H75V162H77V159H75L76 158V156L78 157L79 155V157L81 158L80 160H78V161H80V162H84L85 164H87V162H88V155H86V154H81V153H78L77 155H74V152L75 151H77V150H75V148H73V147H71V149H68V150H66V146L65 145H63V142L64 141H62V140H60V139H57V138H55V136H53V137H49ZM1 139H0V142H1ZM60 140V141H59ZM42 142H44V143H42ZM56 142H58V143H56ZM11 145L12 146V144L9 142L7 145ZM60 152H62V153H60ZM83 155V156H82ZM60 156V157H59ZM55 159H54V158ZM87 158V159H86ZM56 160V161H55ZM67 160V161H66ZM4 161H6V163H10V164H13V165H15V164H17V163H19V158L18 157H9V156H7L6 158H5V160ZM58 161V162H57ZM28 163V162H27ZM61 163V164H60ZM27 167H30V164L27 166ZM49 168H50V170H49ZM37 172V173H36ZM58 174V175H57ZM61 174H63L64 175V177H63V175H61ZM62 178H61V177ZM49 177V178H48ZM51 177V178H50ZM59 178V179H58ZM60 178H61V180H60ZM53 179V180H52ZM40 180V181H39ZM56 180V181H55ZM60 181V182H59ZM51 184V185H50ZM56 185H58V186H56ZM59 188V189H58ZM56 190V191H55ZM47 191H48V193H47Z\"/></svg>",
    "mask_w": 264,
    "mask_h": 264
},
{
    "label": "water",
    "instance_id": "95a60500",
    "mask_svg": "<svg viewBox=\"0 0 264 264\" xmlns=\"http://www.w3.org/2000/svg\"><path fill=\"white\" fill-rule=\"evenodd\" d=\"M190 6H196L197 3L194 1H191ZM11 37V36H9ZM10 45H12V43L8 42V41H2L0 43V49H4L6 47H9ZM1 52V50H0ZM2 55H4V57L6 56L4 51L2 50L1 52ZM40 64V68L42 70V68L44 67L42 65V63L38 62V65ZM45 68V67H44ZM43 68V69H44ZM47 68L44 69V72H46ZM162 93L164 96L173 99L174 101H176V103L178 105H182V103H184L185 100H187L188 98H193L192 94L190 95H186L185 92L182 90V88L177 89H170V88H164L162 90ZM199 188H195L194 192L196 194H206L209 191L212 190V183L209 182V184H205L204 187L200 190H198ZM53 191V190H51ZM48 193V191H47ZM41 194H45L44 193H38L34 191L33 195H41ZM4 220L0 219V224L3 223ZM56 244H58V242H54L52 241L51 243H48L46 245H44L39 251L32 253L26 257H22V258H17L15 260L16 264H55L56 258H55V248H56Z\"/></svg>",
    "mask_w": 264,
    "mask_h": 264
},
{
    "label": "crops",
    "instance_id": "0c3cea01",
    "mask_svg": "<svg viewBox=\"0 0 264 264\" xmlns=\"http://www.w3.org/2000/svg\"><path fill=\"white\" fill-rule=\"evenodd\" d=\"M147 140V139H146Z\"/></svg>",
    "mask_w": 264,
    "mask_h": 264
}]
</instances>
